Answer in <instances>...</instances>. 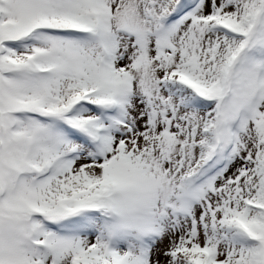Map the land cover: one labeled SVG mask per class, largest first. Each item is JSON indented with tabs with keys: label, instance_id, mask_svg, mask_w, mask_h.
Instances as JSON below:
<instances>
[{
	"label": "snow or ice",
	"instance_id": "6c2138e0",
	"mask_svg": "<svg viewBox=\"0 0 264 264\" xmlns=\"http://www.w3.org/2000/svg\"><path fill=\"white\" fill-rule=\"evenodd\" d=\"M0 264H264V0H0Z\"/></svg>",
	"mask_w": 264,
	"mask_h": 264
},
{
	"label": "rangeland",
	"instance_id": "374dc122",
	"mask_svg": "<svg viewBox=\"0 0 264 264\" xmlns=\"http://www.w3.org/2000/svg\"><path fill=\"white\" fill-rule=\"evenodd\" d=\"M167 245V240L165 239V241L163 242V244L161 245V247H164Z\"/></svg>",
	"mask_w": 264,
	"mask_h": 264
}]
</instances>
